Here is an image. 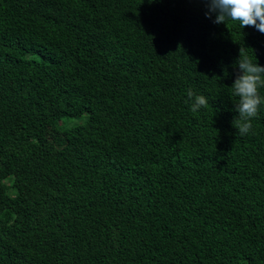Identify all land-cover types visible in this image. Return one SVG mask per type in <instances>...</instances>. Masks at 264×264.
<instances>
[{
    "label": "trees",
    "instance_id": "1",
    "mask_svg": "<svg viewBox=\"0 0 264 264\" xmlns=\"http://www.w3.org/2000/svg\"><path fill=\"white\" fill-rule=\"evenodd\" d=\"M207 11L0 0V264H264V105L232 123L264 34Z\"/></svg>",
    "mask_w": 264,
    "mask_h": 264
},
{
    "label": "clouds",
    "instance_id": "2",
    "mask_svg": "<svg viewBox=\"0 0 264 264\" xmlns=\"http://www.w3.org/2000/svg\"><path fill=\"white\" fill-rule=\"evenodd\" d=\"M208 11L207 18L213 23L226 24L234 21L241 28L253 27L264 34V0H203ZM236 79L233 88V95L238 97L235 104V111L238 113L233 119V127L236 128L240 136H245L252 132V120L259 114L261 105H264V95L260 94V89L264 88V66L253 61L245 54L244 47L240 48V55L236 64ZM188 97L192 100L191 111L197 112L202 107L206 108L208 100L205 96L195 95L191 90Z\"/></svg>",
    "mask_w": 264,
    "mask_h": 264
},
{
    "label": "rangeland",
    "instance_id": "3",
    "mask_svg": "<svg viewBox=\"0 0 264 264\" xmlns=\"http://www.w3.org/2000/svg\"><path fill=\"white\" fill-rule=\"evenodd\" d=\"M87 118H88V115L87 114H84V115H81V116H79V117H75V118H73V119H70V122L72 123V124H79V123H83V122H85L86 120H87ZM9 191H10V193L11 194H16V192H17V190H16V188L15 187H10L9 188Z\"/></svg>",
    "mask_w": 264,
    "mask_h": 264
}]
</instances>
